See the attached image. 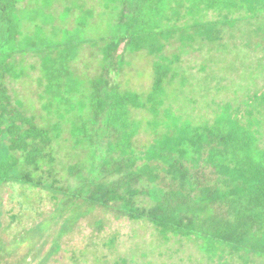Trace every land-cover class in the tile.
I'll list each match as a JSON object with an SVG mask.
<instances>
[{"label": "trees", "instance_id": "obj_1", "mask_svg": "<svg viewBox=\"0 0 264 264\" xmlns=\"http://www.w3.org/2000/svg\"><path fill=\"white\" fill-rule=\"evenodd\" d=\"M0 264H264V0H0Z\"/></svg>", "mask_w": 264, "mask_h": 264}, {"label": "rangeland", "instance_id": "obj_2", "mask_svg": "<svg viewBox=\"0 0 264 264\" xmlns=\"http://www.w3.org/2000/svg\"><path fill=\"white\" fill-rule=\"evenodd\" d=\"M197 66V59L195 57H193L191 54L189 55H182L181 56V65L180 67L183 69L186 68V66ZM135 66L137 69H135ZM135 70H136V75H135ZM195 70H197V67L195 68ZM130 71V78H143L142 80H136L133 81V83H137L138 85H141L142 87H146L147 85H150V78L151 77V73H150V69L147 67V64L144 63L143 59H135L134 61V65H132V71L131 68L130 69H125V74L127 72ZM197 72V71H195ZM124 74V76H125ZM123 75L120 76V78H126ZM135 76V77H134ZM144 92V91H141ZM190 105V103H188ZM136 229V232H139L138 229L135 227L132 228V226H130L127 222H117L114 223L111 229L107 230L109 232H113V231H117L119 233V239L122 242V248L123 250H128L130 252V250L135 248V244L138 242L137 239L134 238V230ZM146 239H149L148 233L146 234Z\"/></svg>", "mask_w": 264, "mask_h": 264}]
</instances>
